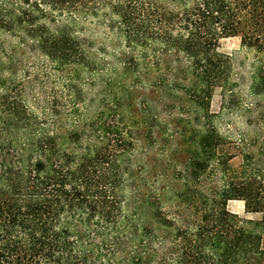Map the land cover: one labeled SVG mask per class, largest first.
Listing matches in <instances>:
<instances>
[{
  "label": "trees",
  "instance_id": "1",
  "mask_svg": "<svg viewBox=\"0 0 264 264\" xmlns=\"http://www.w3.org/2000/svg\"><path fill=\"white\" fill-rule=\"evenodd\" d=\"M42 1L74 16L35 25L25 7L0 8V30L36 40L58 67L94 71L93 49L78 36L74 17L104 10L119 18L133 82L172 100L188 97L202 111L167 128L190 143L174 174L182 185L143 192L134 185L136 139L126 123L105 118L70 127L56 107L53 119L40 118L13 81L0 77V264H264V143L251 150L264 138V112L257 109V139L244 142L237 168L211 112L215 89L227 91L232 82V56L219 49L223 37L240 36L259 57L250 90L264 95V0H91L90 7L36 0L38 9ZM144 123L152 138L157 124ZM232 199L262 218L232 212Z\"/></svg>",
  "mask_w": 264,
  "mask_h": 264
},
{
  "label": "rangeland",
  "instance_id": "2",
  "mask_svg": "<svg viewBox=\"0 0 264 264\" xmlns=\"http://www.w3.org/2000/svg\"><path fill=\"white\" fill-rule=\"evenodd\" d=\"M94 2L77 0L71 4L90 7ZM30 4L28 6L24 0H0L3 10L25 7L28 18L35 25L66 22L74 16L72 12H52L45 1L40 3L39 9L36 0H30ZM164 5L170 11L176 7L170 2ZM102 12L99 17L89 14L74 17L78 23V36L93 49L96 70L58 67L41 54L36 40L0 30V77L13 81L22 98L40 118L53 119L50 109L56 107L70 127L79 123L83 128L86 123L105 118L113 123H126L136 139L132 155V168L136 174L134 185L141 187L143 192L165 184L180 187L182 181L174 174L188 158L190 143L180 134L174 136L168 129L180 128L183 118L197 120L202 110L188 97L172 100L159 88L140 82L135 84L133 77L125 71L124 61L128 54H125V44L117 29L119 18ZM219 49L232 56L234 69L229 89L224 91L218 87L213 92L211 112L219 115L214 122L227 137L224 148L236 154L230 164L237 168L242 162L239 151L244 142L250 145L257 139V109L264 112V95H254L250 90L252 66L259 57L241 44L240 36L221 38ZM75 105L80 111L72 114ZM146 118L157 124L151 127L152 138L148 137ZM261 143L264 138L252 145L251 150H256ZM163 172L168 176L162 177ZM170 195L171 192L165 193L162 201L168 202ZM152 199L155 198L152 196Z\"/></svg>",
  "mask_w": 264,
  "mask_h": 264
},
{
  "label": "crops",
  "instance_id": "3",
  "mask_svg": "<svg viewBox=\"0 0 264 264\" xmlns=\"http://www.w3.org/2000/svg\"><path fill=\"white\" fill-rule=\"evenodd\" d=\"M228 208L234 212L239 214L242 217L248 218V219H261L262 215L259 212H249L245 208V202L241 199H232L228 202Z\"/></svg>",
  "mask_w": 264,
  "mask_h": 264
}]
</instances>
